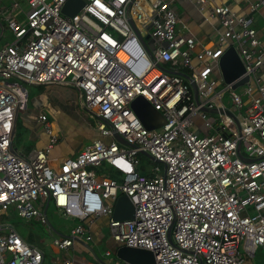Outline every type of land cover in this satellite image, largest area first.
Masks as SVG:
<instances>
[{
    "label": "built area",
    "instance_id": "1",
    "mask_svg": "<svg viewBox=\"0 0 264 264\" xmlns=\"http://www.w3.org/2000/svg\"><path fill=\"white\" fill-rule=\"evenodd\" d=\"M12 1L0 8V264H43V250L1 217L13 206L49 225V203L77 221L53 237L61 252L89 246L90 225L103 216L118 246L149 250L155 264H246L264 247V28L254 17L264 23V0H248L244 13L195 0L221 27L214 46L185 32L166 0H83L72 16L62 12L67 0ZM230 47L247 77L242 92L221 73ZM24 81L71 85L99 137L76 156L53 158L58 137L39 113L47 144L16 150ZM137 96L162 114L161 126L141 123L130 106ZM121 194L133 218L112 220ZM101 256V264H130L109 248ZM57 264L92 263L66 255Z\"/></svg>",
    "mask_w": 264,
    "mask_h": 264
},
{
    "label": "rangeland",
    "instance_id": "2",
    "mask_svg": "<svg viewBox=\"0 0 264 264\" xmlns=\"http://www.w3.org/2000/svg\"><path fill=\"white\" fill-rule=\"evenodd\" d=\"M19 2L20 5H24V0H15ZM169 2V0H166ZM245 1V0H244ZM12 0H0V8L10 9V4ZM181 8H179L180 10ZM195 18H199V13H196ZM145 38L148 40L150 38V34H146ZM11 34L5 30V38L4 40H10ZM217 40L210 46H214ZM163 65L166 63L162 62ZM24 83V82H23ZM28 90V101H27V108L20 109L18 111L17 116V123H16V130L14 135V145L18 150H21L23 153H28L34 148H38V142L42 141L43 134V125L36 122V112L37 107L31 101L36 100L38 102L45 94L47 93V88L49 91L55 90L56 92L62 93L64 97L68 100L74 109H72V114L75 116V119L72 118L75 122L73 124L72 121L66 119L63 122V127L58 129L56 135L60 138H64V130L66 131L72 128L74 131V136L80 137V133L76 132L78 127L83 126L82 124H86L88 128V132L92 133L97 132L96 128L94 127L95 119L92 115L83 110L78 102L77 93H75V89L69 84H40V85H32L24 83ZM243 88L240 86L237 88L238 92H242ZM50 98V97H49ZM46 101L48 98L45 97ZM73 99V100H72ZM66 104V106L68 105ZM48 114V121L49 123L55 126L56 118H54V114L49 112L48 109L44 108ZM70 109V108H67ZM75 111V112H74ZM47 112L45 114H47ZM79 117H78V116ZM48 116V115H47ZM51 124V126H52ZM59 121L57 122L56 126L59 128ZM53 128V126H52ZM65 131V134H66ZM40 140V141H39ZM32 145V146H29ZM72 155V153L70 154ZM74 155V154H73ZM139 159L141 164L147 165L148 167H152L153 163L149 161L143 155H139ZM106 169L104 170V172ZM47 219L49 222L48 224H42L38 219L32 218L30 220L24 219L17 215L16 210L13 206L9 207L7 214L1 217L2 221H7L10 224L14 225L19 234L26 238V240L31 241L30 243H34V245L42 248L45 252V259L43 264H53V260L55 257L60 256L59 250L52 247V240L54 236L58 234L66 235L68 230L75 224L77 221L65 219L63 220L60 214L56 211L52 203H49L47 208ZM109 220L110 218L107 216L100 217V219L94 223L93 229L96 232L95 236L101 239V242L97 248L92 242V248L97 256L102 255L103 251L109 248L112 251L113 257L115 256V249L118 246V243L115 242L112 238V234L109 228ZM67 226V227H66ZM242 254L244 255V251L241 249ZM246 264H264V247H258L256 249L255 255L253 257H247L245 255Z\"/></svg>",
    "mask_w": 264,
    "mask_h": 264
},
{
    "label": "crops",
    "instance_id": "3",
    "mask_svg": "<svg viewBox=\"0 0 264 264\" xmlns=\"http://www.w3.org/2000/svg\"><path fill=\"white\" fill-rule=\"evenodd\" d=\"M214 3H223L227 4L231 7V9L235 12L239 13H244L246 9V3L248 0H211ZM169 3L171 4V7L174 9L176 12L178 18L182 23L186 24L187 32L188 34L194 35L202 45L210 46L212 45L218 38L219 33L221 32V27L219 23L215 20L213 21H205L204 18L202 17L201 12L198 11L196 1L195 0H169ZM176 6V7H175ZM179 8H181L179 10ZM259 12L262 14L264 12V9L261 8ZM199 13V18H195V14ZM255 17V26L257 28H264V23L262 22L261 18L259 15H254ZM263 31V29H261ZM76 93V91H75ZM45 97L48 98V101H46ZM50 97V98H49ZM73 100V99H72ZM35 104V107H37V112L36 115L38 116L39 113H46L44 111L48 109L49 112H52L56 118V124L59 121V128L52 124L53 126V131L56 134L58 129L64 128L63 127V122L66 121V119L70 120L75 124L72 118L75 119V116L72 114V109L73 106L68 103V100L64 97L62 93L56 92L55 90L49 91L47 88V93L45 96H43L41 99L36 102V100H32L31 103ZM68 105L66 106V104ZM27 108V107H26ZM70 108V109H67ZM75 112V111H74ZM18 114V113H17ZM47 119L49 117V114L47 112ZM78 116V115H77ZM79 117V116H78ZM36 122H38L36 118ZM16 119L14 123V134H13V147L18 150L15 145H14V135H15V130H16ZM41 124V123H40ZM83 126H79L78 129H76V132L80 133V137L74 136V131H72V128L69 130H64V138L60 139L58 136V141L57 143L53 146V149L51 150L50 156L51 157H57V156H76L86 144H89L93 139L98 138V133L93 132L92 133L88 132V128L86 124H82ZM44 130V129H43ZM66 131V134H65ZM44 136H42V141L38 142L37 146L38 148H42L47 144L48 141V136L43 131ZM32 146V145H29ZM19 152L23 153L21 150H18ZM72 153V155H70ZM74 154V155H73ZM65 220L64 218H62ZM100 218L96 219L91 225H90V231L92 233L93 237V244L95 246H99L101 239L97 236H95V231L93 229L94 223L97 222ZM67 227V226H66ZM34 244V243H33ZM260 247V246H259ZM258 248V247H257ZM256 248V249H257ZM42 249V248H41ZM256 249L252 255H249L247 257H253L255 255ZM43 250V249H42ZM106 250V249H105ZM44 252V250H43ZM104 252V251H103ZM66 255H75L77 260L79 262L83 261H88L92 264H101L103 261V258L101 255L97 256L92 248V245L90 244L86 248L82 247H77V248H70L67 251H62L60 252V256L55 257L53 260V264H57V261L60 262L61 258H63ZM44 259H45V252H44ZM44 262V260H43Z\"/></svg>",
    "mask_w": 264,
    "mask_h": 264
},
{
    "label": "water",
    "instance_id": "4",
    "mask_svg": "<svg viewBox=\"0 0 264 264\" xmlns=\"http://www.w3.org/2000/svg\"><path fill=\"white\" fill-rule=\"evenodd\" d=\"M83 0H67L62 8V12L66 15H74L83 5ZM176 7V6H175ZM152 50V49H151ZM221 73L227 83L236 80L232 84L235 89L242 85L247 77H241L243 74V65L236 54L233 47L228 48L219 60ZM26 84L40 85L36 83L25 82ZM194 98L197 97V87L193 81H190ZM133 111L136 113L141 123L147 129H155L164 123L162 114L155 110L142 96H137L130 104ZM114 138L125 143L126 141L119 136L118 133H113ZM134 206L125 194L118 196L113 213L112 220H128L133 218ZM115 256L123 262L130 264H155L153 253L143 248H133L128 246H117Z\"/></svg>",
    "mask_w": 264,
    "mask_h": 264
},
{
    "label": "trees",
    "instance_id": "5",
    "mask_svg": "<svg viewBox=\"0 0 264 264\" xmlns=\"http://www.w3.org/2000/svg\"><path fill=\"white\" fill-rule=\"evenodd\" d=\"M17 116H18V114H17ZM17 116H16V121H17ZM50 226V225H49ZM58 235H63V234H58ZM25 240H26V238H24ZM26 241H28L29 243L31 242V241H29V240H26Z\"/></svg>",
    "mask_w": 264,
    "mask_h": 264
}]
</instances>
